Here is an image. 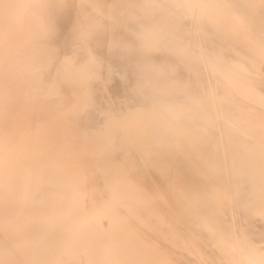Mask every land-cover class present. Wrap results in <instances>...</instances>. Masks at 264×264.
Masks as SVG:
<instances>
[{"label": "clouds", "instance_id": "clouds-1", "mask_svg": "<svg viewBox=\"0 0 264 264\" xmlns=\"http://www.w3.org/2000/svg\"><path fill=\"white\" fill-rule=\"evenodd\" d=\"M0 264H264V0H0Z\"/></svg>", "mask_w": 264, "mask_h": 264}]
</instances>
